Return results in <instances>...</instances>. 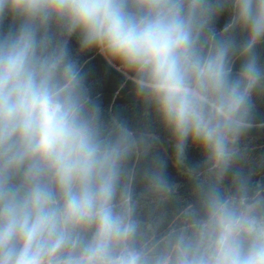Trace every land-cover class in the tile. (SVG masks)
<instances>
[{"label": "clouds", "instance_id": "1", "mask_svg": "<svg viewBox=\"0 0 264 264\" xmlns=\"http://www.w3.org/2000/svg\"><path fill=\"white\" fill-rule=\"evenodd\" d=\"M92 54L195 178L169 230L140 217L128 164L141 142L91 99ZM261 99L264 0H0V264H264V197L241 147ZM166 169L144 166L147 193H170Z\"/></svg>", "mask_w": 264, "mask_h": 264}, {"label": "trees", "instance_id": "2", "mask_svg": "<svg viewBox=\"0 0 264 264\" xmlns=\"http://www.w3.org/2000/svg\"><path fill=\"white\" fill-rule=\"evenodd\" d=\"M223 22V21H222ZM88 71L85 87L91 99L102 111L105 123L122 126L141 142V148L130 159L128 167L134 180L135 198L139 203L142 221L151 226L156 223L162 231L182 223L185 212L193 204L194 176L187 165L180 166L171 152V140L157 117L140 104L134 95V86L98 55L85 57ZM259 118L241 139V147L252 158L246 165L251 177L253 191L264 197V99L256 102ZM147 154H143V149ZM153 156H160L167 165L171 191L164 196H153L144 190L141 173ZM186 160L198 165L202 156L197 148L190 146Z\"/></svg>", "mask_w": 264, "mask_h": 264}]
</instances>
